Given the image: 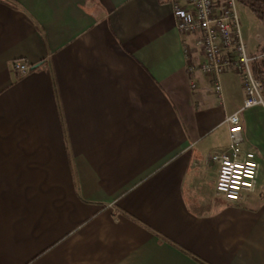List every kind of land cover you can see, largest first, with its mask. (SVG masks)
I'll return each instance as SVG.
<instances>
[{
	"label": "crops",
	"instance_id": "1",
	"mask_svg": "<svg viewBox=\"0 0 264 264\" xmlns=\"http://www.w3.org/2000/svg\"><path fill=\"white\" fill-rule=\"evenodd\" d=\"M196 37L159 0H0V264H264V107L240 114L255 188L228 201L211 157L242 75L220 97L190 75Z\"/></svg>",
	"mask_w": 264,
	"mask_h": 264
},
{
	"label": "built area",
	"instance_id": "2",
	"mask_svg": "<svg viewBox=\"0 0 264 264\" xmlns=\"http://www.w3.org/2000/svg\"><path fill=\"white\" fill-rule=\"evenodd\" d=\"M172 7L176 28L180 33L195 34L203 59L189 64L190 75L200 73L212 78V86L221 96L219 77L234 68L242 75L245 99L241 107L225 118L228 124V147L212 155L217 162L215 190L226 200L237 202L245 192L253 191L258 176L255 153L242 149V124L240 114L244 109L262 106L263 84L252 72V63L264 56L263 52L252 54L244 42L236 13L237 0H159ZM14 69L20 76L28 74L33 66L16 60ZM195 87V83H192Z\"/></svg>",
	"mask_w": 264,
	"mask_h": 264
},
{
	"label": "rangeland",
	"instance_id": "3",
	"mask_svg": "<svg viewBox=\"0 0 264 264\" xmlns=\"http://www.w3.org/2000/svg\"><path fill=\"white\" fill-rule=\"evenodd\" d=\"M236 13L241 33L249 37L252 46L258 44L263 46L264 23L260 22L247 7L239 2L236 4ZM258 36H260L261 39H259Z\"/></svg>",
	"mask_w": 264,
	"mask_h": 264
},
{
	"label": "trees",
	"instance_id": "4",
	"mask_svg": "<svg viewBox=\"0 0 264 264\" xmlns=\"http://www.w3.org/2000/svg\"><path fill=\"white\" fill-rule=\"evenodd\" d=\"M237 2L247 7L260 22L264 23V0H237ZM261 52L264 53V49ZM252 72L263 84L264 97V56L252 63Z\"/></svg>",
	"mask_w": 264,
	"mask_h": 264
}]
</instances>
